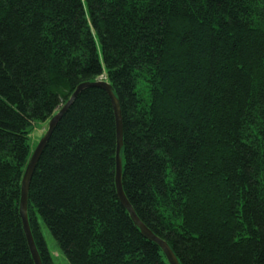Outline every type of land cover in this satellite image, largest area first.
<instances>
[{
    "label": "trees",
    "instance_id": "16d2710c",
    "mask_svg": "<svg viewBox=\"0 0 264 264\" xmlns=\"http://www.w3.org/2000/svg\"><path fill=\"white\" fill-rule=\"evenodd\" d=\"M104 76L125 195L180 264H264V0H0V264H34L19 212L31 135ZM116 117L88 88L37 164L28 215L70 264H169L116 189Z\"/></svg>",
    "mask_w": 264,
    "mask_h": 264
},
{
    "label": "water",
    "instance_id": "95a60500",
    "mask_svg": "<svg viewBox=\"0 0 264 264\" xmlns=\"http://www.w3.org/2000/svg\"><path fill=\"white\" fill-rule=\"evenodd\" d=\"M88 88H101L104 89L112 102L115 117H116V128H117V151H116V189L117 195L119 197L120 202L122 203L123 207L129 213L131 220L135 224V226L140 230L143 237L147 240L151 241L152 243L156 244L164 253L167 261L169 264H180L177 256L173 252L171 246L165 242L164 240L155 236L138 218L137 214L135 213L133 207L129 203L123 188V171H124V162H123V149H124V126H123V115L122 109L119 99L117 98L116 94L114 93L113 87L108 84L107 82H92V83H85L80 85L76 91L71 96L70 100L60 109L59 112L55 116L52 117L48 124L47 131L43 138L38 143L37 147L35 148L31 158L26 166L22 183H21V198H20V205H19V212L20 217L22 220V226L24 229V233L27 239V243L32 255V259L34 264H43L39 251L37 249L31 225L29 222V215H28V208H29V190L31 185V180L35 173L37 164L41 158L43 151L45 150L47 143L54 132L55 128L59 124L62 117L65 113L69 110L75 100L78 98L80 93Z\"/></svg>",
    "mask_w": 264,
    "mask_h": 264
},
{
    "label": "rangeland",
    "instance_id": "374dc122",
    "mask_svg": "<svg viewBox=\"0 0 264 264\" xmlns=\"http://www.w3.org/2000/svg\"><path fill=\"white\" fill-rule=\"evenodd\" d=\"M45 129H46L45 124L42 123L37 124L35 131L31 135V139H30L32 150H34V148L41 140L42 136L45 133ZM42 233L44 235L48 249L52 255L54 264H70L66 256L59 250L56 241L54 240V238L52 237V235L45 226H42Z\"/></svg>",
    "mask_w": 264,
    "mask_h": 264
}]
</instances>
